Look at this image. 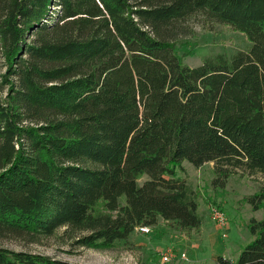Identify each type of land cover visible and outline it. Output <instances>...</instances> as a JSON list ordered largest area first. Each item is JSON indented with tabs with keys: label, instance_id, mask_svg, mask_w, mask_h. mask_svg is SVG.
<instances>
[{
	"label": "trees",
	"instance_id": "trees-1",
	"mask_svg": "<svg viewBox=\"0 0 264 264\" xmlns=\"http://www.w3.org/2000/svg\"><path fill=\"white\" fill-rule=\"evenodd\" d=\"M197 14L249 48L186 64ZM185 161L213 162L220 186L264 176V0H0V239L199 229ZM248 202L264 210V186ZM249 229L236 264H264V217ZM0 264L78 263L0 247Z\"/></svg>",
	"mask_w": 264,
	"mask_h": 264
},
{
	"label": "rangeland",
	"instance_id": "rangeland-1",
	"mask_svg": "<svg viewBox=\"0 0 264 264\" xmlns=\"http://www.w3.org/2000/svg\"><path fill=\"white\" fill-rule=\"evenodd\" d=\"M187 25L189 33L177 44V51L191 66L199 65L206 56L232 55L249 48L245 34L225 24L207 22L201 14L188 20ZM184 165L186 177L200 197L204 223L199 229L183 231L160 221L156 227H150L149 233L136 230L127 241L117 242L107 249H94L76 245L62 228L42 242L1 238L0 247L78 264H218L219 256L236 263L243 248L254 239L249 229L250 219L264 217L263 209L254 210L248 202L249 196L264 186V176L235 170L227 183L220 186L215 184L219 175L214 171L213 162L196 167L185 161ZM214 210L225 212L229 231L226 238L212 219ZM167 249H171L172 257L165 262L162 254Z\"/></svg>",
	"mask_w": 264,
	"mask_h": 264
},
{
	"label": "built area",
	"instance_id": "built-area-1",
	"mask_svg": "<svg viewBox=\"0 0 264 264\" xmlns=\"http://www.w3.org/2000/svg\"><path fill=\"white\" fill-rule=\"evenodd\" d=\"M212 219L215 221L218 229L220 230L222 236L224 238L227 237L229 231H228V222L226 220V216H225V212L222 210H214L212 213ZM138 232L141 233H149L151 228L150 226H139L136 229ZM172 251L171 249H167L163 252L162 256H163V260L165 262L170 261L172 255H171ZM227 260V264H236L235 262H230V260Z\"/></svg>",
	"mask_w": 264,
	"mask_h": 264
}]
</instances>
